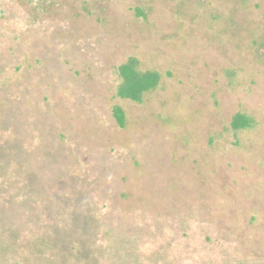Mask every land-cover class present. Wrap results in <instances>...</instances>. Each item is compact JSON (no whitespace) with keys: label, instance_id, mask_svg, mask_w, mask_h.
Segmentation results:
<instances>
[{"label":"rangeland","instance_id":"obj_1","mask_svg":"<svg viewBox=\"0 0 264 264\" xmlns=\"http://www.w3.org/2000/svg\"><path fill=\"white\" fill-rule=\"evenodd\" d=\"M0 264H264V0H0Z\"/></svg>","mask_w":264,"mask_h":264},{"label":"trees","instance_id":"obj_2","mask_svg":"<svg viewBox=\"0 0 264 264\" xmlns=\"http://www.w3.org/2000/svg\"><path fill=\"white\" fill-rule=\"evenodd\" d=\"M137 62L130 60L119 68L122 83L118 89L120 96L133 101H139L144 92L153 89L158 83V74L153 71H138ZM114 116L118 123L122 122V111L119 107L114 109ZM249 126V119L243 114H237L232 122V129H240Z\"/></svg>","mask_w":264,"mask_h":264}]
</instances>
